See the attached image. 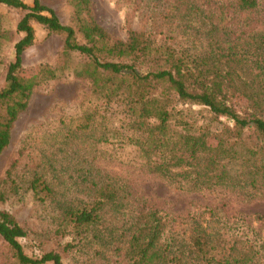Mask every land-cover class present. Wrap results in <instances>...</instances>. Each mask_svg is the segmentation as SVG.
Here are the masks:
<instances>
[{
    "label": "trees",
    "instance_id": "trees-1",
    "mask_svg": "<svg viewBox=\"0 0 264 264\" xmlns=\"http://www.w3.org/2000/svg\"><path fill=\"white\" fill-rule=\"evenodd\" d=\"M67 1L78 22L76 30L61 24L39 0H31L30 5L21 0H0V5L22 13L15 25L21 37L13 44V59L5 66L0 88V155L9 144L13 124L28 105L32 89L42 80L53 78L48 68L26 80L20 77L22 54L34 42L35 24L47 34L62 38L64 58L75 52L85 59L75 77L86 80L93 95L106 102H120L125 109L130 135L106 130L97 134L95 144L111 143L118 135L116 143L134 147L148 174L164 179L178 192L218 188L264 201L261 0H231L226 6L234 15L246 16L244 26L255 28V33L246 36L240 32L228 42L222 38L234 32L221 31L218 24H211L205 37L221 31V40L208 39L193 53L155 44L133 31L124 40L109 41L90 17L91 0ZM76 32L83 44L77 41ZM235 95L246 101L241 114L231 106ZM177 102L203 107L210 120L223 118L230 124H221L213 132L196 127L182 111L175 110ZM38 186L40 191L50 193L44 182H30L34 194ZM92 187L94 196L88 205L62 211L65 225L81 238L99 223L103 207L120 199L118 188L109 182ZM4 199L0 186V203ZM25 236L14 217L0 208V239L15 264H61L59 254L52 251L27 256L19 243ZM120 237L125 239L121 241ZM92 238L120 264H260L261 258V246L242 241L236 234L230 243L225 242L206 221L192 220L186 229L175 231L170 216L157 210L137 213L119 237L108 231L105 235L93 232Z\"/></svg>",
    "mask_w": 264,
    "mask_h": 264
},
{
    "label": "rangeland",
    "instance_id": "rangeland-1",
    "mask_svg": "<svg viewBox=\"0 0 264 264\" xmlns=\"http://www.w3.org/2000/svg\"><path fill=\"white\" fill-rule=\"evenodd\" d=\"M39 1L53 11L61 24L76 30L78 22L67 0ZM230 3L231 0H91L89 13L109 41L124 40L133 31L155 44L193 53L208 39L220 41L221 31L234 32L222 38L228 42L240 32L246 36L255 33V28L244 26L246 16L227 10ZM261 4L264 11V0ZM21 14L0 5V88L5 66L13 59V44L21 37L15 32ZM211 24H218L222 30L206 38ZM32 26L34 42L22 54L20 77L26 80L48 68L53 78L42 80L32 89L28 105L13 124L9 144L0 155V186L5 194L0 208L24 229L26 236L19 240L24 253L38 257L52 251L59 254L61 264H120L114 254L98 246L93 232L105 235L111 231L119 237L137 213L157 210L170 216L175 231L181 232L198 219L208 222L225 242L230 243L236 234L242 241L261 246L260 264H264V201L218 188L200 193L178 192L164 179L148 174L134 147L116 143L118 135L111 143L95 144L97 134L106 130L130 135L125 109L120 102L97 98L86 80L75 77L85 59L75 52L64 58L61 37L47 34L41 26ZM76 39L84 43L78 32ZM231 106L241 114L246 101L235 95ZM175 110L182 111L189 123L211 132L221 124H230L223 118L210 120L207 110L200 106L177 102ZM33 179H38L39 184L44 182L50 193L40 191L38 186L34 194L30 189ZM105 182L118 188L120 199L103 207L99 223L92 231L82 233V239L70 225H65L62 211L88 205L94 196L92 186ZM0 264H15L1 239Z\"/></svg>",
    "mask_w": 264,
    "mask_h": 264
}]
</instances>
